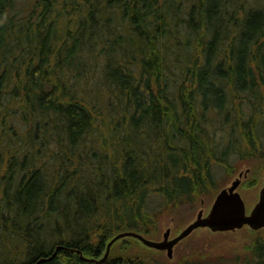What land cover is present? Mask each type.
<instances>
[{
    "label": "trees",
    "instance_id": "obj_1",
    "mask_svg": "<svg viewBox=\"0 0 264 264\" xmlns=\"http://www.w3.org/2000/svg\"><path fill=\"white\" fill-rule=\"evenodd\" d=\"M263 109L264 0H0V264H212L88 258L254 165ZM260 231L217 264H264Z\"/></svg>",
    "mask_w": 264,
    "mask_h": 264
},
{
    "label": "rangeland",
    "instance_id": "obj_2",
    "mask_svg": "<svg viewBox=\"0 0 264 264\" xmlns=\"http://www.w3.org/2000/svg\"><path fill=\"white\" fill-rule=\"evenodd\" d=\"M258 115L260 116L259 118L262 121V125H260V131L261 134H264V109L263 112ZM243 148H246V146H243ZM243 148L241 147V151H243ZM237 163H239V166H236L233 169H228L227 173L224 170V172L222 171L223 166L219 165L222 167L220 169L216 167V171L218 173L219 171L221 173L223 172V174L220 175V178L217 181L219 187H213L209 196L202 197L201 200H198L197 202L184 204L174 212H165L161 214L158 224H153L155 228L153 229V232L156 233L153 236L151 234H148L147 237L154 240L161 239L163 238L164 232L169 227L172 230L171 237L179 235L183 228H185L188 224L196 219V216L201 209L204 210V214H207L211 210L212 203L217 196L216 194L223 187L230 185L233 179L238 177L241 172L244 173V176H242L241 178L242 183L238 187V191L240 192V194H242L245 204H247V211L250 212L256 205V201L259 199V191L264 183V155L260 154L259 157L255 158L254 165L245 161L244 163H242L239 159L236 160L235 164ZM0 172L2 171L0 170ZM255 175L257 178H255L256 181L253 180ZM260 230V234H264V227ZM253 232H255V229H253L248 224L244 225L242 228L224 231H215L207 226L198 227L195 228L190 235L182 238L181 241L175 245L173 250V257H170L169 259L172 262L178 261L186 251H190V245L197 244L195 245L199 246V253L197 255H202V252L200 251L202 247V251L205 250L208 252V254H206L205 256L211 258L210 261L212 262V264H217L219 261L216 262V260L221 256L226 258L224 259V261H226L228 258L237 255L240 250L242 251V253H245L247 250H249L250 244L252 242V238L250 236ZM129 239V236L125 238H119L114 241V245L116 244V242H118L119 246H123L125 244V240ZM138 241L146 248L151 247L153 248V251L158 250L152 246H147L140 240ZM204 241L207 242L204 243ZM114 245H112L113 248ZM163 252L168 257L167 252L165 250Z\"/></svg>",
    "mask_w": 264,
    "mask_h": 264
},
{
    "label": "water",
    "instance_id": "obj_3",
    "mask_svg": "<svg viewBox=\"0 0 264 264\" xmlns=\"http://www.w3.org/2000/svg\"><path fill=\"white\" fill-rule=\"evenodd\" d=\"M244 173L241 172L238 177L233 179L230 185L223 187L216 195L215 200L212 203L211 210L204 214V210L201 209L196 216V219L188 224L179 235L171 237L172 230L167 228L163 234V238L154 240L146 237L144 234L138 231L125 230L120 232L108 241V245L104 256L101 259L95 257L88 258L90 260H96L99 262L104 261L109 255L114 241L123 238L125 236L138 237L147 246H152L156 249L165 250L168 257H173V250L176 244H178L182 238L191 234V232L198 227L207 226L215 231L235 230L242 228L248 224L253 229L258 230L264 227V183L259 191V199L256 201V205L250 212L247 211V204H245L242 194L238 191V187L241 185V178ZM264 182V181H263ZM60 247V246H59ZM78 253L82 255V252L77 249ZM51 255L49 256V258ZM46 258H40L39 261H44ZM36 262V263H38ZM33 263V264H36Z\"/></svg>",
    "mask_w": 264,
    "mask_h": 264
}]
</instances>
